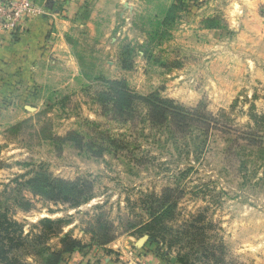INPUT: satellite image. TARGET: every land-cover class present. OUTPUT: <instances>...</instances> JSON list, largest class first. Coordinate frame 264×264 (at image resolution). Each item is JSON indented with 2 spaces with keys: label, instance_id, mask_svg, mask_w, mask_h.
I'll list each match as a JSON object with an SVG mask.
<instances>
[{
  "label": "rangeland",
  "instance_id": "1",
  "mask_svg": "<svg viewBox=\"0 0 264 264\" xmlns=\"http://www.w3.org/2000/svg\"><path fill=\"white\" fill-rule=\"evenodd\" d=\"M226 7L227 0L86 3L71 32L81 77L42 89L36 111L0 132V264H41L39 253L58 250L64 235L99 247L91 233L100 222L116 239L139 244L146 237L144 246L167 264H264V157L235 144L253 136L264 147V112L246 91L229 104L227 58L211 67L234 38ZM122 60L133 64L130 71L121 70ZM106 81L123 82L141 99L156 94L177 107H198L212 129L180 139L149 128L143 104L127 122L111 120L94 97ZM70 132L97 144L109 137L125 150L99 157L47 140ZM40 170L87 182L92 199L70 209L32 196L27 182ZM164 188L181 199L161 209ZM44 219L65 222L59 237L40 225ZM17 235L36 239L33 248Z\"/></svg>",
  "mask_w": 264,
  "mask_h": 264
},
{
  "label": "crops",
  "instance_id": "2",
  "mask_svg": "<svg viewBox=\"0 0 264 264\" xmlns=\"http://www.w3.org/2000/svg\"><path fill=\"white\" fill-rule=\"evenodd\" d=\"M89 0H35L40 15L20 32L0 36V132L20 124L36 111L42 89L67 85L80 71L74 54L72 28ZM228 29L234 38L227 58L229 104L246 91L258 113L264 112V0H227ZM222 59V60H221ZM216 76L213 74V77ZM70 78V79H69ZM72 79V80H71ZM167 264L132 237H120L103 247H89L65 256L61 264ZM170 264V262H169Z\"/></svg>",
  "mask_w": 264,
  "mask_h": 264
},
{
  "label": "trees",
  "instance_id": "3",
  "mask_svg": "<svg viewBox=\"0 0 264 264\" xmlns=\"http://www.w3.org/2000/svg\"><path fill=\"white\" fill-rule=\"evenodd\" d=\"M124 56L122 55V57ZM132 67L133 64L127 61L122 60V63H120L121 70L130 71ZM102 85L104 89L95 93V102L111 120H120L122 123L127 122L132 118L130 112L134 113V110H136L135 105L143 104L146 107L145 122L149 128L165 129L169 134H179L180 139L191 135L192 130L195 132H205V136H207L212 129L211 122L208 123L203 119L204 116L199 114L200 109L198 107L195 109L177 107L172 101L160 100L156 94L151 95L147 99H141L131 94L123 82L106 81L102 82ZM211 121L215 122V119H211ZM47 140L59 145L70 143L79 151L85 149L97 150V153L94 155L99 157L100 154L111 150V148L125 150L122 143L113 141L109 137L100 140V144H97L96 141L87 142L88 140L75 132L66 133L64 137L50 136ZM239 140L244 142V145L240 146L235 141L238 148L242 150L253 149L257 152L256 155L260 159L264 157V147L260 140H255L253 136H244ZM104 144L106 147H104ZM248 154L253 155V153ZM259 182L264 181L259 180ZM27 186L32 196L39 197L45 201L67 204V207L70 209H75L85 204L93 197L90 193L91 186L87 182L79 179L64 181L54 178L51 174L41 170L36 172L27 182ZM179 199H181L180 192L173 188H164L159 194L157 205L161 209H165L174 206V203ZM24 207L28 209L30 206L28 203H25ZM63 224H65L63 220L50 221L44 219L40 222V225L53 230L56 237L61 235ZM106 225L100 222L96 227V231L91 233L92 240L96 239L97 243L95 244L99 247L112 243L117 237L106 233ZM3 231L6 233L7 229H3ZM5 238V236H0V261L4 260V254H6V250H4V246L1 243ZM16 239L26 242L27 246L31 248H33V243L36 240L28 241V238H22L21 235H17ZM92 240L91 242L94 243V240ZM83 249H86V247L80 241L70 235H64L59 239L58 250H45V252L39 253L40 258H42L41 264H61L65 256ZM35 253L32 252L33 255ZM39 255L37 254V256Z\"/></svg>",
  "mask_w": 264,
  "mask_h": 264
},
{
  "label": "built area",
  "instance_id": "4",
  "mask_svg": "<svg viewBox=\"0 0 264 264\" xmlns=\"http://www.w3.org/2000/svg\"><path fill=\"white\" fill-rule=\"evenodd\" d=\"M38 15L40 11L35 0H0V36L20 32L30 19ZM70 264H81V261Z\"/></svg>",
  "mask_w": 264,
  "mask_h": 264
},
{
  "label": "water",
  "instance_id": "5",
  "mask_svg": "<svg viewBox=\"0 0 264 264\" xmlns=\"http://www.w3.org/2000/svg\"><path fill=\"white\" fill-rule=\"evenodd\" d=\"M146 240H147V238L145 237V238H144V240H143V241H141V242L139 243V245H140V246H144V244H145Z\"/></svg>",
  "mask_w": 264,
  "mask_h": 264
}]
</instances>
